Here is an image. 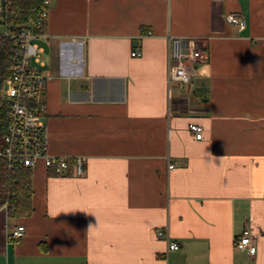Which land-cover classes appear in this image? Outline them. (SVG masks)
<instances>
[{"label": "crops", "instance_id": "0c3cea01", "mask_svg": "<svg viewBox=\"0 0 264 264\" xmlns=\"http://www.w3.org/2000/svg\"><path fill=\"white\" fill-rule=\"evenodd\" d=\"M47 1V149L85 174L32 169V213L0 211V264H264V0ZM169 35L206 39L184 88ZM244 230L254 255L234 247Z\"/></svg>", "mask_w": 264, "mask_h": 264}, {"label": "built area", "instance_id": "2783aa9c", "mask_svg": "<svg viewBox=\"0 0 264 264\" xmlns=\"http://www.w3.org/2000/svg\"><path fill=\"white\" fill-rule=\"evenodd\" d=\"M12 0H0V26L3 31L0 37H10L15 41L16 49L12 55L13 65L9 77L4 82L3 97L9 102L8 124L5 133L0 137V160L9 170L35 168L39 163L50 170L53 175L64 177L71 175L81 177L85 174L86 158L54 156L48 153L47 126L43 121L45 106L40 95L45 90L48 78L34 64L43 63L42 49L33 43L36 37L43 34V27L48 18V1H43L41 10L28 27L14 26ZM226 22L240 32L246 27L242 14L231 13ZM167 77L176 82L180 88L191 83L198 73V68L207 59L206 39L203 37L167 36ZM139 57V51L131 53ZM196 140L202 138V128L195 124L188 126ZM173 165L168 169L172 170ZM8 203L0 202V211L8 215ZM25 233L21 225L8 230L6 236L10 242L20 241ZM158 239H166L161 231L156 233ZM234 247L254 255L256 248L253 237L248 230L234 239ZM179 245L171 242L168 251H177Z\"/></svg>", "mask_w": 264, "mask_h": 264}, {"label": "trees", "instance_id": "16d2710c", "mask_svg": "<svg viewBox=\"0 0 264 264\" xmlns=\"http://www.w3.org/2000/svg\"><path fill=\"white\" fill-rule=\"evenodd\" d=\"M44 0H12L11 22L14 26H29L41 10ZM16 44L10 37H0V137L5 133L9 102L3 97L4 82L11 73L12 55ZM46 169V168H45ZM30 168L9 170L0 160V202L8 203V216L25 217L32 213Z\"/></svg>", "mask_w": 264, "mask_h": 264}, {"label": "rangeland", "instance_id": "374dc122", "mask_svg": "<svg viewBox=\"0 0 264 264\" xmlns=\"http://www.w3.org/2000/svg\"><path fill=\"white\" fill-rule=\"evenodd\" d=\"M3 31L2 27L0 26V33Z\"/></svg>", "mask_w": 264, "mask_h": 264}]
</instances>
